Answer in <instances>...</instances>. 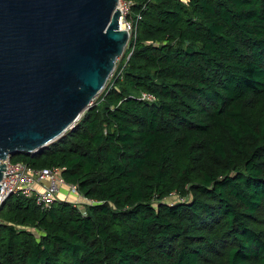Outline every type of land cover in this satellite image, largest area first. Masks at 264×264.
Listing matches in <instances>:
<instances>
[{"label": "trees", "instance_id": "trees-1", "mask_svg": "<svg viewBox=\"0 0 264 264\" xmlns=\"http://www.w3.org/2000/svg\"><path fill=\"white\" fill-rule=\"evenodd\" d=\"M127 1L136 33L90 108L9 158L91 202L12 193L0 264H264V0Z\"/></svg>", "mask_w": 264, "mask_h": 264}, {"label": "water", "instance_id": "water-1", "mask_svg": "<svg viewBox=\"0 0 264 264\" xmlns=\"http://www.w3.org/2000/svg\"><path fill=\"white\" fill-rule=\"evenodd\" d=\"M118 1L0 0V180L2 161L58 139L104 88L129 40Z\"/></svg>", "mask_w": 264, "mask_h": 264}, {"label": "built area", "instance_id": "built-area-1", "mask_svg": "<svg viewBox=\"0 0 264 264\" xmlns=\"http://www.w3.org/2000/svg\"><path fill=\"white\" fill-rule=\"evenodd\" d=\"M131 1L119 0L117 7L121 13L120 21L123 22L124 29L129 33V39L136 33V22L140 18L138 14L135 18L130 14ZM130 15V16H129ZM141 98L151 100V96L146 93L141 94ZM4 163L3 175L0 180V200L6 198L9 194L20 192L28 197H33L36 204L42 208L49 207L55 199L62 184L69 187L70 193H77L74 185L64 182L60 175V169L57 167H42L33 169L23 162L12 163L9 158L2 161ZM85 203L91 201L87 198Z\"/></svg>", "mask_w": 264, "mask_h": 264}, {"label": "rangeland", "instance_id": "rangeland-1", "mask_svg": "<svg viewBox=\"0 0 264 264\" xmlns=\"http://www.w3.org/2000/svg\"><path fill=\"white\" fill-rule=\"evenodd\" d=\"M184 2H186L187 0H183ZM125 50V49H124ZM122 56V55H121ZM120 58V57H119ZM118 58V59H119ZM117 62V61H116ZM116 66V65H115ZM115 69V68H114ZM114 71V70H113ZM111 77V75L109 76V78ZM109 78H108V80H109ZM105 87V86H104ZM103 90V89H102ZM101 90V91H102ZM101 93V92H100ZM99 93V94H100ZM98 94V95H99ZM98 95L94 98V100L98 97ZM93 100V101H94ZM63 187H64V191H66V192H64L63 193ZM63 193V194H62ZM62 194V195H61ZM57 196H62L61 198L62 199H60V200H67V201H70V202H72V203H74V204H76V205H78L80 208L84 205V202H86V200H84L83 199V196H81L78 192L77 193H70V190H69V187H67V185H64V184H62L61 186H60V193L58 192V194H57ZM177 199H180V198H177V196H170V197H168L167 199H166V201H168V203H174V202H176L177 201Z\"/></svg>", "mask_w": 264, "mask_h": 264}, {"label": "crops", "instance_id": "crops-1", "mask_svg": "<svg viewBox=\"0 0 264 264\" xmlns=\"http://www.w3.org/2000/svg\"><path fill=\"white\" fill-rule=\"evenodd\" d=\"M62 190H63V193H64V192H66V191H64V187H63V189H62ZM59 193H60V190H59ZM63 193H62V194H63ZM62 194H61V195H62ZM61 197H62V196H61ZM61 197H60V196H58V197H57V199H62ZM77 206H78V205H77ZM78 207H79V206H78ZM81 208H82V207H81Z\"/></svg>", "mask_w": 264, "mask_h": 264}, {"label": "bare ground", "instance_id": "bare-ground-1", "mask_svg": "<svg viewBox=\"0 0 264 264\" xmlns=\"http://www.w3.org/2000/svg\"><path fill=\"white\" fill-rule=\"evenodd\" d=\"M120 27H121V28H123V27H124V25H123V22H122V21H120Z\"/></svg>", "mask_w": 264, "mask_h": 264}]
</instances>
